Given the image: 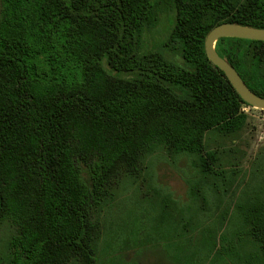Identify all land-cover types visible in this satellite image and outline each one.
<instances>
[{"label":"trees","instance_id":"trees-1","mask_svg":"<svg viewBox=\"0 0 264 264\" xmlns=\"http://www.w3.org/2000/svg\"><path fill=\"white\" fill-rule=\"evenodd\" d=\"M2 3L0 225L13 232L0 264H126L119 254L145 242L163 243L174 264H219L220 251L243 264L241 244L247 264H264V155L204 225L237 174L232 165L225 174L206 135L236 134L249 106L208 60L205 36L222 22L264 28V0ZM162 15L171 16L164 51L147 49ZM215 50L264 97V41L223 37ZM157 152L195 170L188 204L151 186L147 225L138 216L124 233L105 212ZM190 244L186 258L179 246Z\"/></svg>","mask_w":264,"mask_h":264},{"label":"rangeland","instance_id":"rangeland-1","mask_svg":"<svg viewBox=\"0 0 264 264\" xmlns=\"http://www.w3.org/2000/svg\"><path fill=\"white\" fill-rule=\"evenodd\" d=\"M3 8L2 0H0V17ZM164 8V6L162 7ZM171 23V16H161L155 31L152 35L146 39L147 49H154L157 51H164L162 43L168 36L169 25ZM172 58L178 61V57L172 52H169L168 58ZM242 110L247 114L246 125L232 136H220L215 133L209 132L206 135V145L208 149L217 150L220 155L223 168L227 171L230 170V166L236 169V176L233 184L228 187L227 193L222 197L220 207L215 209L213 213L209 211L207 214V222L210 224L213 220L217 221L218 217L222 213V209L226 207L228 202H231L234 197V190L236 185H244L250 181L251 170L255 167V164L259 161L257 156L264 155V110L257 109L251 106H242ZM147 170H144L139 177L135 179H129L121 187L117 199L114 204L105 212V217L112 221L115 228L119 227V230L128 232L129 227L133 226L131 220L136 217L140 221L139 225H147V220H141L143 213H146L143 208V202L149 200L153 195L151 186L160 188H168L173 194V197L181 204H188L187 196V183L186 181L192 178L196 173L191 167L186 157L173 158L168 156L164 152H157L147 159ZM153 171V180L149 181L150 173ZM223 188V186H220ZM196 201V200H195ZM197 202V203H196ZM194 204L197 207L200 199H197ZM195 209V207H194ZM196 214L199 215L198 209ZM203 215V214H200ZM205 218V216H201ZM194 222V221H193ZM129 225V227H128ZM116 230V229H115ZM117 231V230H116ZM235 229L229 231L227 239H230V235L234 233ZM13 232L12 226L8 224L0 225V257L4 252V248L8 237ZM119 232V231H118ZM132 236V239L135 238ZM196 240V236H193ZM163 243L159 242L153 244L151 242L135 243V245L127 250H123L119 254V261L126 264H174L171 262L167 254L163 250ZM181 248V254L186 258L192 255L195 245L190 244L186 246H179ZM239 248V249H238ZM205 251V250H204ZM247 249L243 248V245L236 246L235 256L243 258V264H247L246 260L248 255ZM206 253V251H205ZM249 261V260H248ZM219 264H234L229 259L227 253L221 252L218 259ZM98 264H103L99 262ZM205 264H217L213 263L210 259ZM237 264V263H235Z\"/></svg>","mask_w":264,"mask_h":264},{"label":"water","instance_id":"water-1","mask_svg":"<svg viewBox=\"0 0 264 264\" xmlns=\"http://www.w3.org/2000/svg\"><path fill=\"white\" fill-rule=\"evenodd\" d=\"M223 37L264 41V28L222 22L212 27L204 40V48L208 60L224 73L240 98L249 106L264 110V97L252 91L236 69L216 52L215 44L219 38Z\"/></svg>","mask_w":264,"mask_h":264}]
</instances>
